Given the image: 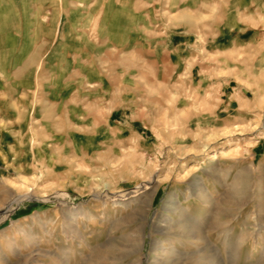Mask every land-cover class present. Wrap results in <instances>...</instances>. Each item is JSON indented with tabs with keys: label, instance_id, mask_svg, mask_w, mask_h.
<instances>
[{
	"label": "rangeland",
	"instance_id": "rangeland-1",
	"mask_svg": "<svg viewBox=\"0 0 264 264\" xmlns=\"http://www.w3.org/2000/svg\"><path fill=\"white\" fill-rule=\"evenodd\" d=\"M114 2L149 15L103 84L41 56L14 119L0 31V264H264V0ZM71 80L91 95L47 127Z\"/></svg>",
	"mask_w": 264,
	"mask_h": 264
},
{
	"label": "crops",
	"instance_id": "crops-1",
	"mask_svg": "<svg viewBox=\"0 0 264 264\" xmlns=\"http://www.w3.org/2000/svg\"><path fill=\"white\" fill-rule=\"evenodd\" d=\"M1 1V81L9 82L6 87L1 86V116L8 113V119H14L16 115L14 105L19 94L37 90L41 56L46 55L48 59L50 70L46 71L49 76L54 74L57 78L69 79L88 77L92 85L98 86L103 84V77H107L110 57L118 49L125 51L132 42L133 35L128 28L143 23L149 15L119 7L115 0H31L29 3L23 0L22 7L17 5L16 0ZM148 1L141 0V4L149 5ZM57 15L62 21V39L59 41L54 40L57 31H54L53 25ZM26 17H29V23H26ZM74 87L71 80L63 88L51 86L44 90L43 103L46 102L44 106L48 109L43 121L47 127L62 125L64 103L72 102L73 97L78 99L91 95L89 92L92 89ZM93 92L97 96L102 95L100 88L93 89ZM48 103L53 106L49 108ZM2 107L5 109L2 110ZM71 111L73 114L84 113L77 108ZM114 116L116 113L109 117L110 125L115 122L112 121Z\"/></svg>",
	"mask_w": 264,
	"mask_h": 264
},
{
	"label": "bare ground",
	"instance_id": "bare-ground-1",
	"mask_svg": "<svg viewBox=\"0 0 264 264\" xmlns=\"http://www.w3.org/2000/svg\"><path fill=\"white\" fill-rule=\"evenodd\" d=\"M4 220V219H3Z\"/></svg>",
	"mask_w": 264,
	"mask_h": 264
}]
</instances>
